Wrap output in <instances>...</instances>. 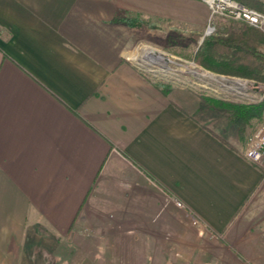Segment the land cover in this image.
Segmentation results:
<instances>
[{
  "label": "crops",
  "instance_id": "0c3cea01",
  "mask_svg": "<svg viewBox=\"0 0 264 264\" xmlns=\"http://www.w3.org/2000/svg\"><path fill=\"white\" fill-rule=\"evenodd\" d=\"M132 29L123 0H0V264H55L67 245L152 235L172 213L226 242L211 257L264 264L249 137L142 72Z\"/></svg>",
  "mask_w": 264,
  "mask_h": 264
},
{
  "label": "rangeland",
  "instance_id": "374dc122",
  "mask_svg": "<svg viewBox=\"0 0 264 264\" xmlns=\"http://www.w3.org/2000/svg\"><path fill=\"white\" fill-rule=\"evenodd\" d=\"M262 2L264 6V0ZM123 18L126 24L128 20L136 21V25H132L135 44L127 49L128 53L152 48L168 58L167 62H161L151 55L133 60L156 83L187 87L202 101L208 97L236 104H264V79L217 72L201 61L208 59L238 71L247 68V73L254 71L264 76V65L253 64L243 50L220 43L212 44L209 49L203 45L206 37L224 40L231 34L238 35L264 53V23L255 26L223 15L212 16L204 0H123ZM151 60L155 62L151 63ZM211 73L221 74L225 79L215 80ZM208 105L228 115L232 122L229 110L215 104ZM233 124L239 133L237 142L244 145L255 128L264 124V109L242 131ZM259 167L264 171V162ZM164 222L159 227L160 232L152 235L134 234V238L126 233L116 234V237L111 235L91 240L84 250L67 245L56 257L55 264H210L211 261L225 264L231 260L210 256L209 250H221L224 241L220 238L218 245L210 232L189 214L183 217L172 213Z\"/></svg>",
  "mask_w": 264,
  "mask_h": 264
},
{
  "label": "trees",
  "instance_id": "16d2710c",
  "mask_svg": "<svg viewBox=\"0 0 264 264\" xmlns=\"http://www.w3.org/2000/svg\"><path fill=\"white\" fill-rule=\"evenodd\" d=\"M245 6L249 8H254L259 10L260 12L264 13V6L262 0H236ZM256 7V8H255ZM128 25H136L135 20H128L127 21ZM214 43H220L226 46H235L239 48L240 50H243L246 52L250 58L251 62L253 64H261L264 65V53L260 52L259 50H256L252 47V45L247 42L246 40L240 39L238 35H231L230 37L224 40L221 39H216L213 37H206L203 41L204 48H208L214 44ZM202 63L208 67L209 69H212L217 72L221 73H227V74H239V75H244V76H250L255 79H264L262 75L258 73H254V71L251 72H246L245 71H238V70H233V68L226 67L225 65H220V64H214L210 62L208 59H202ZM162 85V84H159ZM163 86L167 87V84H163ZM203 101L208 103V104H215L218 107L225 108L230 111V119L232 120L233 123H235L241 131L246 127L247 123L255 117H259L262 114V111L264 109V104L259 103V104H236V103H231V102H226L223 100H217L213 98H208L205 97L203 98ZM214 106V105H213Z\"/></svg>",
  "mask_w": 264,
  "mask_h": 264
},
{
  "label": "built area",
  "instance_id": "2783aa9c",
  "mask_svg": "<svg viewBox=\"0 0 264 264\" xmlns=\"http://www.w3.org/2000/svg\"><path fill=\"white\" fill-rule=\"evenodd\" d=\"M204 1L210 7L212 16L223 15L228 18L243 20L255 26H261L264 23V13L260 12L257 9L249 8L236 0H204ZM211 29L212 28L209 27V30ZM137 66L139 67L138 64ZM210 76L215 80L219 79L212 73L210 74ZM254 83L256 84V82ZM243 154L247 159L252 161L254 164L258 166L263 164L264 162V124H261L255 128L250 138L248 139V142L243 151ZM176 204L179 207H183V203L180 201H177Z\"/></svg>",
  "mask_w": 264,
  "mask_h": 264
},
{
  "label": "bare ground",
  "instance_id": "6f19581e",
  "mask_svg": "<svg viewBox=\"0 0 264 264\" xmlns=\"http://www.w3.org/2000/svg\"><path fill=\"white\" fill-rule=\"evenodd\" d=\"M151 55L153 56V58H155V60H158V61H161V62H162V60H164L165 62L168 61V58H166L163 53L158 52V51H156L155 49H152V48H144V49H142L140 52L137 53L136 57L137 58L140 57V58L145 59L147 56H151ZM143 59H142V61H144ZM150 59H152V58H150ZM155 60H151V63L155 62ZM204 75H206V74H204Z\"/></svg>",
  "mask_w": 264,
  "mask_h": 264
},
{
  "label": "water",
  "instance_id": "95a60500",
  "mask_svg": "<svg viewBox=\"0 0 264 264\" xmlns=\"http://www.w3.org/2000/svg\"><path fill=\"white\" fill-rule=\"evenodd\" d=\"M212 74L215 75L219 79H223L224 78V76H222L221 74H216V73H212Z\"/></svg>",
  "mask_w": 264,
  "mask_h": 264
}]
</instances>
